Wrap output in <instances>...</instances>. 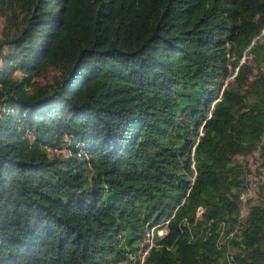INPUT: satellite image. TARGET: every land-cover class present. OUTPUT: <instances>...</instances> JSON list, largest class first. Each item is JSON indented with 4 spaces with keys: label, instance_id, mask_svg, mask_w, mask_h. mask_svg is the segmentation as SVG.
<instances>
[{
    "label": "trees",
    "instance_id": "obj_1",
    "mask_svg": "<svg viewBox=\"0 0 264 264\" xmlns=\"http://www.w3.org/2000/svg\"><path fill=\"white\" fill-rule=\"evenodd\" d=\"M0 19V264H140L164 223L142 264H264V188L241 218L234 160L264 156V0H0Z\"/></svg>",
    "mask_w": 264,
    "mask_h": 264
},
{
    "label": "rangeland",
    "instance_id": "obj_2",
    "mask_svg": "<svg viewBox=\"0 0 264 264\" xmlns=\"http://www.w3.org/2000/svg\"><path fill=\"white\" fill-rule=\"evenodd\" d=\"M2 28H3V23H2V20L0 19V35H1ZM263 39H264V34H261L260 38H259V43H262ZM0 40H1V36H0ZM3 52L5 53V50ZM249 62H250V60H249ZM0 69H1V63H0ZM259 71L264 72V61L261 63L259 70L258 71L254 70L253 74L257 75V73ZM52 77H53L52 73H47L46 79L44 77L42 80H37V81L40 84H44V83L50 81V79ZM262 143L264 145V137H263ZM63 148H65V147H63ZM63 148H62V151L60 153L61 154H67ZM56 153H59V152L57 151ZM234 160L236 162H241V163L245 164L246 168L248 169V174L245 177V190L240 195V197L242 196L240 203H239V199H238V204L239 205L241 204L240 216L242 218L247 213V210L251 206L255 205L256 202L258 201L259 192L261 191L260 188L261 189L264 188V156H261L260 152H255L250 157H246V158L237 157ZM201 213H202L201 210L198 209L196 212L198 218L200 217ZM221 227H222V229L224 228L223 226H221ZM221 227H220V229H221ZM158 230H156V231H158ZM223 231L221 230V233ZM155 232L153 233L154 236H155ZM234 234H237V227L233 231H231L228 234V236L222 242L227 243V241L229 239H231L234 236ZM154 236L150 237V241H149L150 243H153V242L155 243L156 239H160V238H154ZM144 247H145L144 245L141 246L140 251H139V256H138V258L142 259V260L144 259L145 255H146ZM137 254H138V252H137ZM133 260H135V259H133ZM140 262H142V261H140ZM132 264H134V263H132ZM220 264H227V263L221 261Z\"/></svg>",
    "mask_w": 264,
    "mask_h": 264
},
{
    "label": "built area",
    "instance_id": "obj_3",
    "mask_svg": "<svg viewBox=\"0 0 264 264\" xmlns=\"http://www.w3.org/2000/svg\"><path fill=\"white\" fill-rule=\"evenodd\" d=\"M167 223H164L161 225V228L155 232V236L154 238H161L165 235V225ZM140 244H143V243H140ZM147 247H145V250H146ZM136 261H142V259H136Z\"/></svg>",
    "mask_w": 264,
    "mask_h": 264
},
{
    "label": "bare ground",
    "instance_id": "obj_4",
    "mask_svg": "<svg viewBox=\"0 0 264 264\" xmlns=\"http://www.w3.org/2000/svg\"><path fill=\"white\" fill-rule=\"evenodd\" d=\"M242 215V214H241ZM247 215V214H246ZM165 234H166V225H165ZM150 237H152V235L150 236ZM150 237L149 238H147L146 239V242H145V244H144V246L147 244L148 246H149V249L150 248H152L153 246H154V242L153 243H150L149 241H150ZM142 243V242H141ZM143 246V245H142ZM148 248V247H147ZM147 248H146V251H147ZM144 260V259H143ZM143 260H142V262L140 263V264H142L143 263Z\"/></svg>",
    "mask_w": 264,
    "mask_h": 264
}]
</instances>
